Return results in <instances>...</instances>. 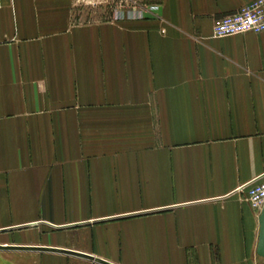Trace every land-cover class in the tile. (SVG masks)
Listing matches in <instances>:
<instances>
[{
    "label": "crops",
    "instance_id": "crops-1",
    "mask_svg": "<svg viewBox=\"0 0 264 264\" xmlns=\"http://www.w3.org/2000/svg\"><path fill=\"white\" fill-rule=\"evenodd\" d=\"M252 1L3 0L0 264H263L264 32L213 29Z\"/></svg>",
    "mask_w": 264,
    "mask_h": 264
},
{
    "label": "built area",
    "instance_id": "built-area-1",
    "mask_svg": "<svg viewBox=\"0 0 264 264\" xmlns=\"http://www.w3.org/2000/svg\"><path fill=\"white\" fill-rule=\"evenodd\" d=\"M3 0H0V9ZM159 5L135 8L132 16L144 18L146 15H154ZM125 15V14H124ZM214 35L227 37L245 33L264 32V0H254L239 10L224 15L214 22ZM242 199L256 212H260L264 206V172L255 177L250 183L241 185L238 191Z\"/></svg>",
    "mask_w": 264,
    "mask_h": 264
},
{
    "label": "rangeland",
    "instance_id": "rangeland-1",
    "mask_svg": "<svg viewBox=\"0 0 264 264\" xmlns=\"http://www.w3.org/2000/svg\"><path fill=\"white\" fill-rule=\"evenodd\" d=\"M81 22H108L125 17V13L135 8L158 5L159 0H73ZM131 15V14H130ZM253 209V208H252ZM254 210V209H253ZM255 211V210H254ZM258 213V212H257ZM264 264V259H263Z\"/></svg>",
    "mask_w": 264,
    "mask_h": 264
},
{
    "label": "water",
    "instance_id": "water-1",
    "mask_svg": "<svg viewBox=\"0 0 264 264\" xmlns=\"http://www.w3.org/2000/svg\"><path fill=\"white\" fill-rule=\"evenodd\" d=\"M10 248H16V247L11 246ZM18 248H28V247H18ZM53 250H57V249H53ZM63 252L70 253V254H76V255H80V256H85L84 254L76 253V252H72V251H63ZM257 254L264 259V206H263V208L260 212V215H259V237H258V245H257ZM103 263L104 264H111V263L106 262V261H104Z\"/></svg>",
    "mask_w": 264,
    "mask_h": 264
},
{
    "label": "bare ground",
    "instance_id": "bare-ground-1",
    "mask_svg": "<svg viewBox=\"0 0 264 264\" xmlns=\"http://www.w3.org/2000/svg\"><path fill=\"white\" fill-rule=\"evenodd\" d=\"M263 208V207H262ZM262 210V209H261ZM261 212V211H260ZM260 212L258 213L260 215Z\"/></svg>",
    "mask_w": 264,
    "mask_h": 264
}]
</instances>
